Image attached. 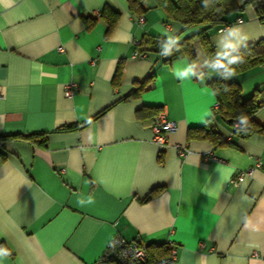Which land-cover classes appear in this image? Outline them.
Listing matches in <instances>:
<instances>
[{
  "label": "crops",
  "instance_id": "0c3cea01",
  "mask_svg": "<svg viewBox=\"0 0 264 264\" xmlns=\"http://www.w3.org/2000/svg\"><path fill=\"white\" fill-rule=\"evenodd\" d=\"M106 4L119 12L108 32ZM142 4L0 0V249L9 253L0 264H94L115 234L159 256L170 244L174 264H264V133L240 136L213 115L208 81L218 71L196 37L186 76V56L140 52L147 37L181 40L198 28L180 31L154 0ZM228 20L207 30L218 58L264 37L250 5ZM232 27L247 37L235 47ZM146 77L145 89L121 99ZM226 79L242 93L259 88L254 117L264 124V61ZM160 108L176 124L161 149L152 141ZM69 123L77 126L58 128ZM202 124L234 144L187 136ZM33 131H47L46 146L3 136Z\"/></svg>",
  "mask_w": 264,
  "mask_h": 264
},
{
  "label": "trees",
  "instance_id": "16d2710c",
  "mask_svg": "<svg viewBox=\"0 0 264 264\" xmlns=\"http://www.w3.org/2000/svg\"><path fill=\"white\" fill-rule=\"evenodd\" d=\"M128 5L141 11L144 6L142 0H127ZM155 5L163 9L168 19L179 23L180 31H183L190 26H198L193 33L185 35L177 42L170 53L163 54V47L167 43L165 37H147L142 42L141 51L150 50L164 56V61H170L178 56L184 55L190 62L194 69L196 53L194 50V38L201 43L206 50L208 58L214 68L218 71L216 76H213L209 81L218 106L214 108L213 115H218L223 122L231 126L232 131L240 136H247L252 132L264 133V124L255 119L254 113L261 104L258 99V90L256 86L254 90L248 95H242L241 84L236 79L227 80L221 75L223 68L214 64L216 60L227 62L231 56L241 55L243 62L229 65L234 73L247 70L248 68L264 61V37L256 40L248 41L241 46L231 49L224 53L221 57H217L213 44L208 39L207 30L211 27H219L226 24L228 15L232 11L241 10L245 5L252 6L257 19L264 23V0H245L243 3H237L236 0H154ZM101 15L104 17L108 32L115 24L119 12L109 4L103 6ZM91 23V21H88ZM246 45V46H245ZM116 74L119 73V66L116 69ZM149 78V76H147ZM147 77L143 80L136 81L135 86L121 99H128L137 96L141 90L145 89V82ZM107 107L98 111L95 115L90 117L80 125L86 124L102 113ZM241 117L246 118V123L241 120ZM237 122V126L234 123ZM76 124H63L58 128L60 130H69L76 127ZM4 137H12L26 140L32 144L44 147L47 144V131H33V132H12L4 134ZM187 136H197L207 138L216 145L234 144V142L223 135L214 125H198L189 126L187 129ZM155 187L150 191L151 195L158 190ZM147 259L143 264H152L153 260L159 256L157 251L150 249V244H146ZM109 264H117L111 261Z\"/></svg>",
  "mask_w": 264,
  "mask_h": 264
},
{
  "label": "built area",
  "instance_id": "2783aa9c",
  "mask_svg": "<svg viewBox=\"0 0 264 264\" xmlns=\"http://www.w3.org/2000/svg\"><path fill=\"white\" fill-rule=\"evenodd\" d=\"M142 19V16L140 17ZM76 88L75 82H69L64 93L71 95ZM218 102L214 101L213 107H217ZM237 126V122L234 123ZM176 127L174 120L167 117L164 109H158L153 116L152 123V141L161 149L166 144L167 134ZM3 140L0 139V144ZM178 152L184 154L188 151L185 144H175ZM245 172H239L236 176L237 180H241ZM146 244L137 238L126 239L120 234L113 235L107 242L106 246L94 261V264H109L111 261L117 264H143L147 259ZM176 258V249L169 244V250L166 255L156 257L152 264H174Z\"/></svg>",
  "mask_w": 264,
  "mask_h": 264
},
{
  "label": "clouds",
  "instance_id": "9594fccd",
  "mask_svg": "<svg viewBox=\"0 0 264 264\" xmlns=\"http://www.w3.org/2000/svg\"><path fill=\"white\" fill-rule=\"evenodd\" d=\"M228 35L233 38L232 40H229V42H228V46H230V47H235L236 45H238L242 42H245L247 39V37L241 33L240 29H238L236 27L229 28ZM177 40H179L178 36H169L167 39V43L163 47V54L170 53L172 48L174 46H177ZM241 62H243V57L241 55H235V56H231L226 63L222 62L220 60H216L214 62V64L220 68H223V72L221 73V75L226 78V77L234 75V72L229 67V65H233V64H237V63H241ZM192 71H193V67L189 66L183 72L178 73V75L186 76L188 73H190ZM201 79H203V78H201ZM241 120L244 123H246V118L241 117ZM7 255H9V253L7 251L0 249V257H5Z\"/></svg>",
  "mask_w": 264,
  "mask_h": 264
},
{
  "label": "rangeland",
  "instance_id": "374dc122",
  "mask_svg": "<svg viewBox=\"0 0 264 264\" xmlns=\"http://www.w3.org/2000/svg\"><path fill=\"white\" fill-rule=\"evenodd\" d=\"M242 95H248V92H243Z\"/></svg>",
  "mask_w": 264,
  "mask_h": 264
}]
</instances>
